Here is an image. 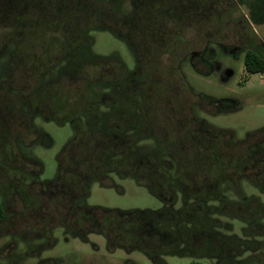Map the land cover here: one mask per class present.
I'll list each match as a JSON object with an SVG mask.
<instances>
[{
    "label": "rangeland",
    "instance_id": "obj_1",
    "mask_svg": "<svg viewBox=\"0 0 264 264\" xmlns=\"http://www.w3.org/2000/svg\"><path fill=\"white\" fill-rule=\"evenodd\" d=\"M247 49L264 57V0H0V264H153L65 231L75 221L48 181L91 122L136 139L121 172L156 162L173 210L195 214L159 225L184 238L164 264H264V84ZM86 140L69 161H85ZM107 176L87 205L165 206L134 177Z\"/></svg>",
    "mask_w": 264,
    "mask_h": 264
},
{
    "label": "trees",
    "instance_id": "obj_2",
    "mask_svg": "<svg viewBox=\"0 0 264 264\" xmlns=\"http://www.w3.org/2000/svg\"><path fill=\"white\" fill-rule=\"evenodd\" d=\"M243 63L248 74L264 71V57L255 50L247 49L244 52ZM133 75L136 76V72ZM101 104L104 103L101 102ZM90 111L84 112L86 113L85 118L93 115ZM78 119L79 116L76 114L69 118V122L72 125ZM102 124L103 122H99V127L96 128L91 122L86 130L74 128L72 136L59 154L56 176L48 181L51 188L60 191L62 198L67 202L68 214L75 221L65 227V231L81 238H85L88 233L102 234L107 239L108 246L122 247L127 251L137 249L144 252L153 264H162L163 252L175 251L184 238L179 235L178 228L177 230H162L159 225L167 223L174 226L187 217L181 211H175L172 208L175 197L167 186L170 171L166 169L159 171L160 168H157L159 165L149 160V164L146 165L150 170L142 173L138 169L141 165L131 160L128 170L121 172L120 163L128 159H120L118 156L123 153L127 145L132 146V142L136 139L130 143V137L121 128ZM84 137L87 138L83 148L87 158L84 162L69 161L68 154L82 143ZM36 163L42 171V163L38 161ZM112 172L123 177H134L137 182L147 186L154 195L160 198L165 206L158 211H123L87 205L89 185L94 181L105 183L108 180L107 175ZM68 177L74 178L75 185L71 187L64 185ZM48 188L45 185V191ZM185 197L188 198V195L185 194ZM4 216V209L0 204V223ZM192 216L196 222L195 214H191L186 219Z\"/></svg>",
    "mask_w": 264,
    "mask_h": 264
},
{
    "label": "built area",
    "instance_id": "obj_3",
    "mask_svg": "<svg viewBox=\"0 0 264 264\" xmlns=\"http://www.w3.org/2000/svg\"><path fill=\"white\" fill-rule=\"evenodd\" d=\"M260 81L264 84V71L260 73Z\"/></svg>",
    "mask_w": 264,
    "mask_h": 264
}]
</instances>
